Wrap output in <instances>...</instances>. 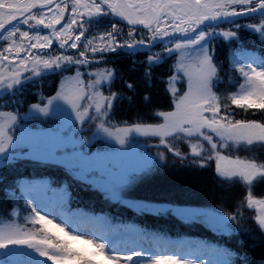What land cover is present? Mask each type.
Here are the masks:
<instances>
[{
    "label": "snow or ice",
    "instance_id": "6c2138e0",
    "mask_svg": "<svg viewBox=\"0 0 264 264\" xmlns=\"http://www.w3.org/2000/svg\"><path fill=\"white\" fill-rule=\"evenodd\" d=\"M248 35L264 53V0H0V191L19 205L0 214V264H252L246 252L71 209L77 183L138 217L264 247V198L253 195L264 183V54L243 47ZM164 65L170 110L153 107L148 90ZM50 77L58 85L46 87ZM138 96L157 122L140 113L115 121ZM130 152L134 161L118 163ZM213 162L221 185L246 189L232 211L192 208L179 194L128 197L170 164ZM25 165L62 170L63 187L24 177ZM245 209L255 212L251 227Z\"/></svg>",
    "mask_w": 264,
    "mask_h": 264
},
{
    "label": "trees",
    "instance_id": "16d2710c",
    "mask_svg": "<svg viewBox=\"0 0 264 264\" xmlns=\"http://www.w3.org/2000/svg\"><path fill=\"white\" fill-rule=\"evenodd\" d=\"M248 23L251 21H242ZM246 35V34H245ZM243 47L249 52L261 53L259 44L254 43L253 38L248 35L244 41ZM227 47L218 48V55L223 60L227 54ZM124 63L120 67L127 70L132 67L128 61L132 59L143 60L144 57H129L123 58ZM167 65L161 66L157 69L158 79L153 82L154 87L148 89L153 94V107L160 110H170L168 108V98L164 94V87L159 82V77L167 73ZM140 73H134L132 80L139 78ZM166 78V76H165ZM58 85V78L50 77L46 82V87L53 84ZM121 82H117L116 87L119 88ZM36 91V89H32ZM140 95L145 94V87L141 85L138 88ZM47 94H54V92H46ZM126 95H131L127 92ZM31 102H36L34 99ZM23 111V109H22ZM140 113L148 122H157L152 120L148 115V109L139 104V96L137 97V105L129 107L125 102L114 116L117 122L127 120L130 123L137 118ZM241 156H251L253 153H240ZM20 173L24 177H32L35 179H48L52 181L51 187L59 189L63 187L62 181L66 179V174L62 170L56 168H34L32 166H21ZM73 200L71 203L72 211L77 209L84 213H92L94 215H101L107 213L114 217V223L136 224L141 227H151L156 229H163L168 231V234L173 238L177 235L190 239L204 241L211 246H216L221 249H228L237 253H247L252 264H260L262 256H264V247L249 248V244L253 241L244 234H233L232 236H221L211 231L204 232L202 230L192 229L194 225H180L169 219L156 218L151 216L138 217L131 209H124L114 204H109L99 198V194L90 191L87 187L73 183L72 188ZM179 194V198L187 203L190 207H202L211 210L214 207H221L226 211L234 210V206L244 198L246 189L244 186L237 184L235 186L221 185V181L217 178L213 164L206 169L186 168L179 164L170 166L162 171L151 176L145 177L142 182L138 183L130 192L129 198H147L150 200H161L165 197L175 198ZM253 195L256 198L264 197V183L258 184L253 188ZM22 203V201H21ZM19 207L16 202L8 200L5 203V193L0 191V214L6 215L12 208ZM22 209V208H21ZM23 210V209H22ZM255 214L254 210L245 209V226L251 227L252 220Z\"/></svg>",
    "mask_w": 264,
    "mask_h": 264
},
{
    "label": "rangeland",
    "instance_id": "374dc122",
    "mask_svg": "<svg viewBox=\"0 0 264 264\" xmlns=\"http://www.w3.org/2000/svg\"><path fill=\"white\" fill-rule=\"evenodd\" d=\"M30 124H31V122H30ZM152 142H153V141H149V143H152ZM117 147H119V146L117 145ZM91 151H92V152H95V151H96V148L93 147V148L91 149ZM134 160H135V156H134V154H132V153L130 152L129 157H128L125 161H123V162L118 161V163H124V164H127V163H129V162L134 161ZM47 195H48L49 197H52V196H53V193H52V192H48ZM128 195H129V193H128ZM100 197L102 198V196L99 195V198H100ZM263 198H264V197H263ZM192 208H196V209H204V208H202V207H192ZM205 210H208V209H205ZM23 211H24V210L21 209V212H22V213H23ZM91 214H92V213H91ZM196 228L199 229V230H202V231H204V232H209V231L212 232L211 229L207 228V227L204 226L203 224H194V226H192V229L197 230ZM215 247H216V246H215Z\"/></svg>",
    "mask_w": 264,
    "mask_h": 264
}]
</instances>
